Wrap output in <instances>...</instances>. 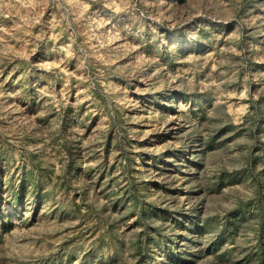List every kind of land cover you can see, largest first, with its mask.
I'll list each match as a JSON object with an SVG mask.
<instances>
[{"label":"rangeland","instance_id":"rangeland-1","mask_svg":"<svg viewBox=\"0 0 264 264\" xmlns=\"http://www.w3.org/2000/svg\"><path fill=\"white\" fill-rule=\"evenodd\" d=\"M0 264H264V0H0Z\"/></svg>","mask_w":264,"mask_h":264},{"label":"bare ground","instance_id":"bare-ground-1","mask_svg":"<svg viewBox=\"0 0 264 264\" xmlns=\"http://www.w3.org/2000/svg\"><path fill=\"white\" fill-rule=\"evenodd\" d=\"M175 128V127H174ZM173 129V128H172Z\"/></svg>","mask_w":264,"mask_h":264}]
</instances>
